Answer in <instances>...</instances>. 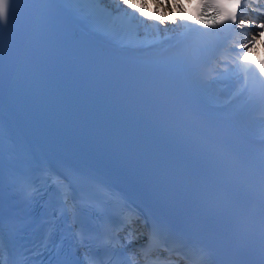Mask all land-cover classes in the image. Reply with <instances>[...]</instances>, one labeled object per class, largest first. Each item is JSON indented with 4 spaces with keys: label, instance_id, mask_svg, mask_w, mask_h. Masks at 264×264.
<instances>
[{
    "label": "bare ground",
    "instance_id": "6f19581e",
    "mask_svg": "<svg viewBox=\"0 0 264 264\" xmlns=\"http://www.w3.org/2000/svg\"><path fill=\"white\" fill-rule=\"evenodd\" d=\"M145 1L133 0V6L128 7L123 5L120 0H86L88 7L97 12L98 23L104 29L113 30L116 33L124 32L126 40L137 44L148 43L158 37L176 35L184 25L189 24L185 18L184 6L181 5L184 0H177L173 7L164 5L161 0H150V4L153 3L155 6L152 11L149 9L150 4L146 5ZM142 5L146 15H140L137 11V7ZM115 7H117L116 11H114ZM122 9L132 13L135 19L126 16ZM162 20H167L168 24L162 25ZM253 32L254 28L250 34L252 35ZM245 43L248 44V48H243L226 67L219 69L217 71L219 75L235 72L250 57L258 54L256 49L264 51V42H260L257 38L250 41V38L241 37L236 46L240 47ZM244 54L247 56L246 60L241 58ZM208 88L212 87L208 86ZM257 129L264 131V115L258 119Z\"/></svg>",
    "mask_w": 264,
    "mask_h": 264
},
{
    "label": "snow or ice",
    "instance_id": "6c2138e0",
    "mask_svg": "<svg viewBox=\"0 0 264 264\" xmlns=\"http://www.w3.org/2000/svg\"><path fill=\"white\" fill-rule=\"evenodd\" d=\"M120 2L123 5H126L128 7H132L133 6V0H120ZM236 3L238 6H240V0H211V3H201V7L206 9L208 7H213L217 10H221L224 8V6L227 3ZM122 11H124V14L126 16H129L133 19H135V17L132 15V13H129L125 10L122 9ZM137 11L139 12L140 15H146V13H144L143 11V5L137 9ZM9 14H10V5H9V0H0V18L3 19V23L7 22L9 19ZM203 15V13H201ZM218 14L223 15L225 19H230L233 23L237 22L238 16L236 13H227V12H218ZM215 20V18H213ZM246 23L245 20L243 19H239V24L240 25H244ZM253 25H255L256 27L260 28V29H264V23H256L255 21L251 22ZM257 35H264V32L261 33H257L256 35L253 36V40L256 39ZM240 47L247 49L248 48V44H242L240 45ZM242 59H247L246 54H244L242 57ZM258 68H260L261 72H264V68H261L259 65L257 66Z\"/></svg>",
    "mask_w": 264,
    "mask_h": 264
},
{
    "label": "clouds",
    "instance_id": "9594fccd",
    "mask_svg": "<svg viewBox=\"0 0 264 264\" xmlns=\"http://www.w3.org/2000/svg\"><path fill=\"white\" fill-rule=\"evenodd\" d=\"M4 21H3V19L2 18H0V23H3Z\"/></svg>",
    "mask_w": 264,
    "mask_h": 264
},
{
    "label": "rangeland",
    "instance_id": "374dc122",
    "mask_svg": "<svg viewBox=\"0 0 264 264\" xmlns=\"http://www.w3.org/2000/svg\"><path fill=\"white\" fill-rule=\"evenodd\" d=\"M167 24V23H166ZM162 25H165V21L164 20H162Z\"/></svg>",
    "mask_w": 264,
    "mask_h": 264
}]
</instances>
